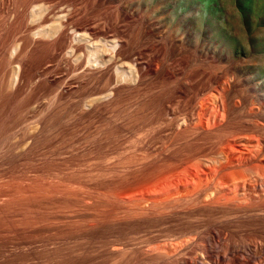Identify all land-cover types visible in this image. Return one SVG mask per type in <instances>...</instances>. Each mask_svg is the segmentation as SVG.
I'll list each match as a JSON object with an SVG mask.
<instances>
[{
  "label": "rangeland",
  "instance_id": "obj_1",
  "mask_svg": "<svg viewBox=\"0 0 264 264\" xmlns=\"http://www.w3.org/2000/svg\"><path fill=\"white\" fill-rule=\"evenodd\" d=\"M32 1L0 0V264H184L183 256L214 262L219 254L221 264L264 263V196L242 190L260 185L264 194V0ZM30 10L46 24L60 13L66 28L78 23L97 39L120 35L124 50L141 52L144 87L123 90L120 109L77 112L90 77L75 80L61 58L42 65L52 44L27 38ZM19 31L32 41L24 39V58L35 71L12 85ZM131 70L121 71L123 81ZM25 124L36 133L24 151ZM240 192L257 196L249 205L262 210L238 206ZM254 241L262 250H252ZM116 246L127 248L124 257Z\"/></svg>",
  "mask_w": 264,
  "mask_h": 264
},
{
  "label": "bare ground",
  "instance_id": "obj_2",
  "mask_svg": "<svg viewBox=\"0 0 264 264\" xmlns=\"http://www.w3.org/2000/svg\"><path fill=\"white\" fill-rule=\"evenodd\" d=\"M16 1V0H15ZM18 1V0H17ZM21 2H23V1H21ZM29 2V1H28ZM34 2H35V0H34ZM34 2L32 1V3L34 4ZM41 2V1H40ZM1 3V2H0ZM18 3H20V2H18ZM25 3V2H24ZM23 3V6L25 5ZM36 3V2H35ZM17 4V3H16ZM21 4V3H20ZM32 4V6H34ZM2 5H4L3 3H2ZM30 5V4H29ZM39 5H40V3H39ZM18 6V5H17ZM36 6H37V4H36ZM43 6V5H42ZM42 6H41V8H42ZM59 6V5H58ZM7 7H8V5H7ZM15 7V6H14ZM35 7V6H34ZM40 7V6H39ZM12 8V7H11ZM10 8V9H11ZM16 8H18V7H16ZM23 8V7H22ZM28 8V7H27ZM38 8V7H37ZM40 8V9H41ZM60 8H61V6H60ZM60 8H58V9H60ZM65 8V7H64ZM32 9V8H31ZM45 9V8H44ZM62 9V8H61ZM60 9V10H61ZM69 9V8H68ZM72 9V8H71ZM23 10L24 9H22V12H23ZM34 10V9H33ZM33 10L31 11L30 10V16H29V19L27 20V22L26 21H22L23 23H22V25L24 24V22H26V24H24L25 26L24 27H26L27 29H28V32H26L28 35V37L27 38H29V34H30V38L33 40L34 38H35V36L37 35V39H38V37H39V39L40 38H42V40L43 41H45L46 39L48 40V41H51V44H52V47H50V48H52L51 50V54L49 55V52H47V54L48 55H44V60H40L41 62H42V65H44L45 67H46V63L48 62V63H50L49 61H53V60H56L57 58H61V59H63L64 61H66V63L67 64H69L70 66H69V68L70 69H72V70H67V72H65V73H68L69 71H73L74 73H72V72H69V73H72V78L74 77H76L77 78V76H79V74L77 75V73H80V75H81V77H82V79H85L86 80V77L88 76V77H90V79H88V77H87V79L89 80V81H87L86 80V83H84L85 85H82L84 88H83V91H82V96H80V97H82V99L81 98H79V96H77L78 97V99H80L79 101L81 102V108L80 107H77V109L79 108L80 110L83 108V109H85V110H87V111H89V113H90V110H92V109H94V108H96L95 109V111L94 112H96V110H99V108H101L100 106L101 105H105L106 103H111V104H113V106L110 104V107L112 106V107H119L120 106V104H122L123 102H124V100H126V97H128L126 94L128 93L127 91H132V93L134 94V90L135 91H137V90H139L140 91V85L143 83L142 81H143V77L144 76H146V75H143V68H141L140 66H139V64L141 65V62L139 63V60L141 59L140 58V53L138 52V51H136V49H129V50H127V49H123V48H126V47H124V44H123V38L121 39V37L119 38V36H118V40H115V38H113L114 36H111L114 40H112V38H110V35H102V37H106L108 40L106 41V40H103L104 38H102V39H99V38H101V37H99V35L97 36V34L98 33H100V32H96L97 34H95L96 35V37H95V35H94V33L91 31V30H85V29H82L80 26H78V23L75 25V26H73V27H69V28H66V24H67V26H68V23H70V22H68V23H65V22H67V21H65L60 15H62V14H58V15H55L56 17H57V19H53V20H57V21H55L54 23H48V24H46L45 22H47V20H45V19H40L42 16H40V13H39V16H34V14L35 13H32L33 12ZM38 10H39V8H38ZM38 10L36 9V11L38 12ZM42 10V9H41ZM59 10V11H60ZM12 12L11 13H13L14 14V11L13 10H11ZM16 11V10H15ZM26 11V10H25ZM35 11V10H34ZM35 11V12H36ZM40 11V10H39ZM62 11V10H61ZM60 11V12H61ZM64 11V10H63ZM72 11V10H71ZM17 12H19V11H17ZM27 12V11H26ZM49 12V11H48ZM48 12H47V15H48ZM58 12V11H57ZM10 13V12H9ZM11 13H10V15H11ZM64 13V12H63ZM66 13V12H65ZM16 14V13H15ZM14 14V16H16ZM54 14V13H53ZM67 14V13H66ZM70 14V13H69ZM9 15V14H8ZM20 15H22L21 14V12H20ZM23 15H24V13H23ZM38 15V14H37ZM42 15V14H41ZM64 15V14H63ZM18 16H19V14H18ZM26 16H28V14L26 15ZM34 16V17H33ZM43 16H45V15H43ZM65 16V15H64ZM68 16V15H67ZM17 17V16H16ZM46 17V16H45ZM62 18V19H59V18ZM28 18V17H27ZM37 18H39V19H37ZM51 18V17H50ZM49 18V19H50ZM26 19V18H25ZM22 20H24V19H22ZM68 20V19H67ZM7 20H5V22H6ZM49 21V20H48ZM52 21V20H51ZM2 22H3V20H2ZM13 22H14V19H13ZM12 22V23H13ZM71 22H73V21H71ZM77 22V21H76ZM16 23H18V22H15V26L16 27H18V24H16ZM71 24V23H70ZM20 25H21V22H20V24H19V27H20ZM72 25H73V23H72ZM81 25H82V23H81ZM6 26H7V23H6ZM13 26V25H12ZM15 26H13V27H15ZM85 26V25H84ZM0 27L2 28V25H0ZM3 27H4V25H3ZM8 27H11V26H8ZM88 27V26H87ZM97 27V26H96ZM6 28V27H5ZM3 29V28H2ZM16 29V28H15ZM14 28H13V33H15V32H17V31H14L15 30ZM20 29H22L21 27H20ZM19 29V30H20ZM27 29H25L24 31H26ZM17 30V29H16ZM6 31V30H5ZM21 31V30H20ZM19 31V32H20ZM7 32V31H6ZM30 32V33H29ZM112 32V31H111ZM23 33V32H22ZM25 33V32H24ZM104 33H106L105 31H104ZM114 33V32H113ZM0 34H2L1 32H0ZM4 34V33H3ZM12 34V33H11ZM19 34H21V32L19 33ZM36 34V35H35ZM101 34H102V32H101ZM112 34V33H111ZM14 35H16V34H14ZM22 35V34H21ZM21 35H18L17 34V36H16V38L14 37V43H13V46H14V51H11V49H10V51L11 52H9L10 54H9V59H8V57H7V59H8V61L10 62V64H8L9 66H10V73L11 74H14V75H12L13 76V78L11 77L10 78V75H8L9 77V79H12L13 80V84L12 85H14V83L15 84H19V85H21L22 83H21V81L23 80V79H25V78H29L30 79V77H32V73H34V69H32L31 67V69L32 70H34L32 73H30V72H26V71H28L30 68L28 67V69L26 68V63H27V60L25 61V58H26V54H27V52H28V45L32 42L30 39L29 40H26V38H23L24 37V35L25 34H23L22 36ZM10 36V35H9ZM97 37H99L98 39H97ZM11 38V37H10ZM46 38V39H45ZM105 38V39H106ZM13 39V38H12ZM26 41H31L30 43L29 42H27V43H29V44H27V46L25 45V40ZM36 39V40H37ZM51 39V40H50ZM119 39H121L122 41H120ZM11 40V39H10ZM125 40V39H124ZM34 41V40H33ZM39 41V40H38ZM35 42V41H34ZM40 42V41H39ZM42 42V41H41ZM40 42V43H41ZM113 42H115V43H113ZM127 43H128V41H126ZM42 43H44V42H42ZM111 43H113V44H115V45H108V44H111ZM37 45H38V43H36ZM45 44H46V42H45ZM45 44H43V46H44V48H45ZM48 45H49V43H47ZM50 44V45H51ZM41 45V44H40ZM128 46V45H127ZM49 47V46H48ZM136 48V47H135ZM142 48V47H141ZM4 49V48H3ZM43 49V48H42ZM47 49H49V48H47ZM7 50H9V49H7ZM44 50V49H43ZM141 50V49H140ZM33 51V50H32ZM12 52H14V53H12ZM45 52V51H44ZM8 53V51L5 53V55ZM30 55V54H29ZM142 55V54H141ZM25 57V58H24ZM28 57V56H27ZM4 58V57H3ZM42 59V58H41ZM31 60V59H30ZM60 60V59H59ZM142 60V59H141ZM140 60V61H141ZM61 61V60H60ZM57 62L56 64H58V63H63V62ZM147 61V60H146ZM6 63V62H5ZM63 64H65V63H63ZM67 64H65V65H67ZM151 63H149V65H150ZM31 65V64H30ZM60 65V64H59ZM8 66V67H9ZM47 66L49 67V66H51V65H48L47 64ZM64 66V65H63ZM135 67V69H133L132 67ZM151 66V65H150ZM150 66H149V69H150ZM45 67H42L43 69L45 68ZM59 67V66H58ZM61 67V66H60ZM59 67V68H60ZM68 67V66H67ZM64 68H65V66H64ZM25 69H27L26 71H25ZM134 70V72H135V76L133 77V78H131V79H126V80H122L123 79V77H125L123 74L125 73V71H124V73H122L121 74V71L122 70H126V71H128L129 72V70ZM148 69V68H147ZM31 70V71H32ZM131 70V71H132ZM152 70V69H151ZM48 71V70H47ZM59 71V70H58ZM131 71H130V75H131ZM146 71V70H145ZM38 72V71H37ZM36 72V73H37ZM64 72V71H63ZM9 73V72H8ZM68 73V74H69ZM76 73V74H75ZM132 73H133V71H132ZM146 73V72H145ZM144 73V74H145ZM149 73V72H148ZM40 74V73H39ZM67 74V75H68ZM87 76H86V75ZM35 75V74H34ZM34 75H33V77H34ZM75 75V76H74ZM77 75V76H76ZM133 75V74H132ZM71 76V75H70ZM83 76H84V78H83ZM86 76V77H85ZM128 76V75H127ZM35 78V77H34ZM76 78H75V80H76ZM126 78V77H125ZM129 78V77H128ZM145 78V77H144ZM28 79V80H29ZM37 79V78H36ZM81 79V80H82ZM28 80H26L27 82H28ZM32 80V79H31ZM75 80H74V82H75ZM80 78H78V84L80 85ZM85 80H83V81H85ZM83 81H81V84H82V82ZM72 82V81H71ZM147 82V81H146ZM24 83V82H23ZM26 83V82H25ZM145 83V82H144ZM33 85H34V83H33ZM74 85V84H73ZM141 86H143V85H141ZM12 87V86H11ZM16 87V86H15ZM18 87V86H17ZM20 87V86H19ZM65 87V86H64ZM144 87V86H143ZM60 88V87H59ZM130 89V90H127V91H124V93H125V98L123 97L124 95H121L122 94V92H123V90H125V89ZM77 89L79 90V88L77 87ZM81 90H82V88H80ZM55 90V89H54ZM65 89H62L61 88V91L60 92H62V91H64ZM69 90H70V88H69ZM31 91V90H30ZM72 91H73V88H72ZM71 91V92H72ZM75 91H77V90H75ZM138 91V92H139ZM65 92H68V89H67V91H65ZM81 92V91H80ZM79 92V93H80ZM127 92V93H126ZM52 93H54L53 91H52ZM56 93V92H55ZM63 93V92H62ZM76 93H78V91L76 92ZM130 94H131V96H132V93L131 92H129ZM140 93V92H139ZM142 93V92H141ZM43 94V93H42ZM48 94H49V92H48ZM61 94V93H60ZM135 94H136V92H135ZM53 95V94H52ZM55 95H57V94H55ZM62 95H64V93L62 94ZM78 95H80V94H78ZM129 95V94H128ZM140 95V94H139ZM71 95H69V98H71L70 97ZM130 96V97H131ZM134 96V95H133ZM136 96V95H135ZM140 97V96H139ZM50 98V97H49ZM55 98V97H54ZM58 98V97H57ZM62 98V97H61ZM75 97H73L72 99H74ZM63 99V98H62ZM77 99V98H76ZM78 99H77V101H78ZM187 99V98H186ZM58 100V99H57ZM32 101V100H31ZM43 101V100H42ZM42 101H40V102H42ZM70 101V100H69ZM30 102V101H29ZM40 102H38V100H37V105H40ZM130 102H131V100H130ZM133 102V101H132ZM134 102H135V100H134ZM151 102V101H150ZM30 103H32V102H30ZM39 103V104H38ZM35 104V103H34ZM42 104V103H41ZM54 104V103H53ZM75 104H77V102H75ZM125 104V103H124ZM123 104V105H124ZM126 104H128L127 102H126ZM36 105V106H37ZM49 105V104H48ZM79 105V102H78V104L76 105V106H78ZM107 105V104H106ZM119 105V106H118ZM122 105V106H123ZM130 105V104H129ZM168 105V104H167ZM169 105H170V103H169ZM196 105V104H195ZM41 106V105H40ZM44 106V105H43ZM60 106V105H59ZM97 106H99L98 107V109H97ZM134 106V105H133ZM163 106V105H162ZM34 107V105H32V107L31 108H33ZM39 107V106H38ZM68 107V106H67ZM75 107V106H74ZM106 107H109V106H104V109L106 108ZM132 107V106H131ZM170 107V106H169ZM35 108V107H34ZM33 108V109H34ZM37 108V107H36ZM35 108V109H36ZM42 108V107H41ZM121 107H119V109H120ZM123 108H125V107H123ZM127 108H129V106L127 107ZM34 109V110H35ZM75 109H76V107H75ZM77 110V112L79 111V112H82V110L80 111V110ZM104 109H103V111H104ZM114 110H116L115 108H113ZM169 109V108H168ZM29 110H31V112L33 111L34 113H35V111L34 110H32V109H29ZM107 110V109H106ZM110 110H112V109H110ZM124 109H122V111H123ZM166 110H167V108H166ZM84 111V110H83ZM100 111H101V109H100ZM138 111V110H137ZM169 111V110H168ZM173 111V110H172ZM29 113V114H32V116L33 115H35L33 112L32 113ZM86 112V111H85ZM84 112V113H85ZM167 112V111H166ZM37 113V112H36ZM83 113V112H82ZM92 113V112H91ZM91 113H90V115H91ZM171 113V112H170ZM173 113V112H172ZM28 114V113H27ZM81 114V113H80ZM96 114V113H95ZM109 114V113H108ZM141 114V113H140ZM84 115V114H83ZM86 115H88L87 113H86ZM31 116V115H30ZM28 117H29V115H28ZM38 117V116H37ZM84 117V116H83ZM175 117V116H174ZM29 119V118H28ZM27 119V120H28ZM31 119V118H30ZM35 119V118H34ZM163 119V118H162ZM30 121H33V120H30ZM29 121V122H30ZM40 121V120H39ZM38 121V122H39ZM151 121H152V119H151ZM157 122V121H156ZM6 123V122H5ZM27 123H28V121H27ZM158 123V122H157ZM23 124V123H22ZM29 124H31V122L29 123ZM29 124H27V125H29ZM110 124V123H109ZM26 125V124H25ZM26 125V126H27ZM33 125H35V124H33ZM151 125V124H150ZM42 126V125H41ZM234 126V125H233ZM30 127V128H29ZM22 128V127H21ZM26 128H29V129H31V130H29V129H27V130H29V133H28V137H24L23 136V140L25 139H28V138H33V132L35 131V133H36V127L33 129V127H31V125L30 126H27ZM41 129V128H40ZM98 129V128H97ZM25 130V129H24ZM150 130V129H149ZM244 131V130H243ZM28 132V131H27ZM196 132V131H195ZM24 134V133H23ZM76 134V133H75ZM86 134V133H85ZM27 135V134H26ZM33 135V136H32ZM117 136V135H116ZM22 137V136H21ZM20 139V138H19ZM22 139V138H21ZM29 139V140H30ZM34 139V138H33ZM105 139V138H104ZM23 141V145H22V147H21V150H24L25 151V149H22V148H24L26 145H27V142H29V141ZM32 140V139H31ZM151 140V139H150ZM20 141H22V140H19L18 142L20 143ZM35 141V140H34ZM17 142V143H18ZM18 143V146L22 143H20L19 144ZM31 143V142H30ZM134 143V142H133ZM70 144V143H69ZM189 144V143H188ZM31 145V144H30ZM74 145V144H73ZM207 145V144H206ZM18 146H16V147H18ZM29 146V145H28ZM28 146H27V148H28ZM126 146V145H125ZM124 146V147H125ZM133 146V145H132ZM165 146V145H164ZM129 148V147H128ZM127 148V149H128ZM136 148V147H135ZM29 149H30V147H29ZM71 149V148H70ZM64 150V149H63ZM36 152V151H35ZM261 152V151H260ZM19 153H20V151H19ZM262 155V154H261ZM64 157V156H63ZM105 157V156H104ZM109 157V156H108ZM20 158V157H19ZM107 159V158H106ZM88 160V159H87ZM55 161V160H54ZM100 163V162H99ZM33 164V163H32ZM252 164V163H251ZM82 165V164H81ZM227 167V166H226ZM147 168V167H146ZM237 168V167H236ZM257 168V167H256ZM240 169H241V167H240ZM5 170V169H4ZM243 170H244V168H243ZM251 170V171H250ZM257 171V170H256ZM256 171L254 172L252 169H248V174H255V175H257L258 177L260 176V174L259 173H256ZM86 172V171H85ZM232 172V171H231ZM238 172V171H237ZM245 172V171H244ZM250 172V173H249ZM55 173V172H54ZM62 173V172H61ZM233 173V172H232ZM238 173H240V172H238ZM243 173V172H242ZM85 174V173H84ZM89 174V173H88ZM264 174V173H263ZM243 175V174H242ZM238 176V175H237ZM240 176H241V174H240ZM67 177V176H66ZM71 177V176H70ZM231 177V176H230ZM89 178V177H88ZM96 178V177H95ZM118 178V177H117ZM257 178V177H256ZM58 179H60V178H58ZM87 179V178H86ZM85 179V180H86ZM213 179V178H212ZM236 179V178H235ZM59 182V181H58ZM232 182V181H231ZM230 182V183H231ZM263 182V181H262ZM260 183V182H259ZM264 183V182H263ZM24 184V183H23ZM53 184V183H52ZM216 184V183H215ZM206 186V185H205ZM217 186V185H216ZM240 186V185H239ZM238 186V187H239ZM256 186H258V187H256ZM256 186H247V187H245L244 189H242V190H244L243 191V194H244V192H245V190H247V193L249 192V191H251V190H254V192H255V194L258 196H260V195H262V196H264V194H263V192L262 191H260V188H261V190L263 189L262 187H260V185H256ZM220 187V186H219ZM217 188V187H216ZM214 189H215V187H214ZM236 189H238V188H234L233 190H236ZM219 190H220V188H219ZM223 190V189H222ZM222 190H220L219 192H220V194L222 195V194H224V193H222ZM214 191H216V190H214ZM232 192V191H231ZM235 192V191H234ZM233 192V193H234ZM237 192V191H236ZM236 192L233 194V195H235L236 196ZM261 192H262V194H261ZM202 193V192H201ZM217 193V192H216ZM215 193V194H216ZM241 193V192H240ZM247 193H245V198H244V196H243V194L242 195H240V197L242 196L244 199H246V194ZM219 194V193H218ZM217 194V195H218ZM227 194V196H228V193H226ZM164 195V194H163ZM198 195V194H197ZM73 196V195H72ZM199 196V195H198ZM211 196V195H210ZM219 196V195H218ZM224 196H225V194H224ZM238 196H239V194H238ZM256 196V197H257ZM220 197V196H219ZM237 197V196H236ZM239 197V198H240ZM248 197H250L251 198V195H250V193H249V195H247V199H246V203H245V200L243 199L242 201H238V199H237V201H238V206H239V203L241 202V204H242V202H244L243 203V205H245V204H247V205H249L252 201H258V199H255L256 197H255V195H254V198H252L253 200L251 201V199L250 198H248ZM252 197H253V195H252ZM72 198V197H71ZM238 198V197H237ZM224 199V198H223ZM233 199H234V196H233ZM250 199V202H248L247 203V200H249ZM259 199H260V197H259ZM261 199H262V197H261ZM260 199V200H261ZM240 200H241V198H240ZM259 200V201H260ZM236 201V202H237ZM256 201V202H257ZM261 201H264V200H261ZM191 202V201H190ZM231 202V201H230ZM235 201L233 202V206L235 205V204H237ZM235 203V204H234ZM255 203V202H254ZM253 203V204H254ZM201 204V203H200ZM240 204V205H241ZM227 205V204H226ZM230 205H232V203H230ZM229 205V206H230ZM250 205H252V203L250 204ZM249 205V206H250ZM255 205V204H254ZM258 205V204H257ZM257 205L256 206H254L255 207V209H252L251 207L253 206H247V207H249V208H251L252 210H254V211H256V207H257ZM263 205V204H262ZM63 206V205H62ZM237 206V205H236ZM233 207V208H235V209H237V208H239V209H241L242 211H244L245 209L244 208H246L245 206H244V210L242 209V207L240 208V207ZM120 207V206H119ZM231 207V206H230ZM260 207V206H259ZM259 207H257V208H259ZM228 210H229V208L228 207H226ZM248 208V209H249ZM261 209H259V210H262V206L260 207ZM226 209V210H227ZM232 209V208H231ZM231 209H230V212H233V211H231ZM251 209H249L248 210V213H249V211L251 210ZM222 210V209H221ZM225 210V211H226ZM227 210V211H228ZM241 210L240 211H238V209H237V211L238 212H241ZM246 210H247V208H246ZM245 210V211H246ZM251 210V211H252ZM236 211V210H235ZM263 215H264V206H263ZM25 212V211H24ZM224 212V211H223ZM229 212V211H228ZM227 212V213H228ZM229 212V213H230ZM247 212V211H246ZM258 212V211H257ZM261 212V211H260ZM260 212H258V213H260ZM8 213V212H7ZM226 213V212H225ZM237 213V212H236ZM251 213V212H250ZM249 213V214H250ZM256 213V212H255ZM254 212H253V214H255ZM257 213V214H258ZM52 214V213H51ZM245 214V213H244ZM248 214V215H249ZM252 214V213H251ZM250 214V215H251ZM16 215V214H15ZM230 216H232V215H230ZM60 217V216H59ZM166 217V216H165ZM262 217V216H261ZM35 218V217H34ZM37 218V217H36ZM226 218V217H225ZM228 218H229V216H228ZM250 218V217H249ZM38 220V219H37ZM222 220V219H221ZM110 221V220H109ZM158 221V220H157ZM220 222V221H219ZM217 231V230H216ZM221 234H222V232H221ZM223 237V236H222ZM142 239V238H141ZM166 240V239H165ZM48 241V240H47ZM80 241V240H79ZM150 242V241H149ZM253 242V241H252ZM254 242H256V241H254ZM129 243V242H128ZM260 243V242H259ZM131 244V243H130ZM124 245V244H123ZM141 245V244H140ZM184 245H186V243L184 244ZM187 245H190V244H187ZM186 245V247H188ZM260 245H262V244H260ZM260 245L259 244H257V242L256 243H253L252 244V250H256V249H259L260 248ZM128 246V245H127ZM132 246V245H131ZM130 246V247H131ZM135 246V245H134ZM44 247V246H43ZM133 247V246H132ZM131 247V248H132ZM181 247L182 246H180V249H181ZM185 246H183V248L181 249V251L184 249V250H186L185 248H184ZM234 247V246H233ZM120 248V247H119ZM118 248V246H116L115 248H113L112 247V251L113 252H115V255L117 254V252H118V254H119V252L120 251H122L124 248H122V246H121V248H122V250L121 249H119ZM229 248L230 247H228V249H226V251H225V253L229 250ZM249 248V247H248ZM109 249V248H108ZM126 249L127 248H125V250H123V251H125L126 252ZM189 249V248H188ZM195 249V248H194ZM240 249V248H239ZM261 249V248H260ZM179 250V249H178ZM190 250V249H189ZM198 250V249H197ZM196 250V251H197ZM235 250V249H234ZM238 250V249H237ZM250 250V249H249ZM251 250V251H252ZM262 250V249H261ZM122 251V252H123ZM198 251H200V250H198ZM197 251V252H198ZM229 251H231V250H229ZM258 251V250H257ZM16 252V251H15ZM109 252H110V250H109ZM125 252H123V253H125ZM160 252H162V251H160ZM184 253H185V251H183ZM188 252V251H187ZM206 252V251H205ZM247 252V251H246ZM256 252V251H255ZM112 253V252H111ZM111 253H109V254H111ZM123 253H121L120 252V256H122L123 255V257H124V254ZM151 253V252H150ZM154 253V252H153ZM177 253V255H175L176 257L178 256V254H181V252H176ZM183 253V254H184ZM194 253V252H193ZM200 253V252H199ZM207 253V252H206ZM230 253V252H229ZM232 253V252H231ZM257 253V252H256ZM89 254V253H88ZM118 254H117V256H118ZM159 254V253H158ZM157 254V255H158ZM160 254H162V253H160ZM163 254H165V253H163ZM162 254V255H163ZM172 254V253H171ZM173 254H175V253H173ZM234 254H237L236 253V251H234ZM234 254H233V256H234ZM240 254V253H239ZM112 255V254H111ZM111 255H110V257H111ZM194 255H197V253L196 254H194ZM205 255V254H204ZM206 255H208V253L206 254ZM220 255V254H219ZM217 256V259L215 260L214 259V262H213V260L211 261L210 259V261H211V263L210 262H208L209 260L206 258V256H193V257H191V258H193V260H186L187 258H186V256L184 257L183 256V258L181 257L182 256V254H181V258H182V260L181 261H179L180 259H179V257H178V261L179 262H183L184 264H221L222 263V261L220 262V260H222L223 259V256H224V254H221L220 256ZM248 255V254H247ZM107 256H109V255H107ZM114 256V255H113ZM112 256V257H113ZM116 256V257H117ZM129 256V255H128ZM164 256V255H163ZM170 256V255H169ZM242 256V255H241ZM245 256V255H244ZM116 257H114V258H116ZM119 257V256H118ZM125 257H127V256H125ZM148 257H150V256H148ZM158 257H160V255L158 256ZM166 257V256H165ZM164 257V258H165ZM168 257V256H167ZM176 257H174L173 256V258L175 259ZM225 257V256H224ZM236 257H239L238 255L236 256ZM243 257V256H242ZM246 257V256H245ZM121 258V257H120ZM129 258V257H128ZM127 258V259H128ZM142 258V257H141ZM152 258V257H151ZM163 258V257H162ZM171 258V257H170ZM190 258V259H191ZM209 258V257H208ZM234 258H235V256H234ZM113 261H114V259L113 258H111ZM122 259V258H121ZM132 259V258H131ZM137 259V258H136ZM160 259H161V257H160ZM168 259V258H167ZM232 259H233V257H232ZM244 259V258H243ZM245 259H247V258H245ZM124 261L126 260V259H123ZM52 261V260H51ZM108 261V260H107ZM115 261H116V259H115ZM119 261H121V260H119ZM128 261V260H127ZM126 261V262H127ZM137 261V260H136ZM145 261V260H144ZM160 261V260H159ZM232 261V260H231ZM234 261H236L235 259H234ZM48 262V261H47ZM132 262V261H131ZM111 263V262H110ZM144 263V262H143ZM116 264H121V262L120 263H118V262H116ZM123 264V263H122ZM124 264H125V262H124ZM175 264H176V262H175ZM227 264V263H226ZM232 264V263H231ZM262 264H264V263H262Z\"/></svg>",
  "mask_w": 264,
  "mask_h": 264
}]
</instances>
